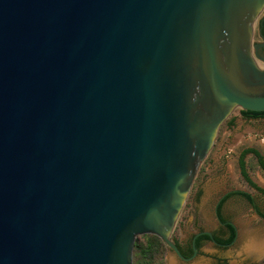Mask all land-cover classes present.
<instances>
[{"label":"water","instance_id":"obj_1","mask_svg":"<svg viewBox=\"0 0 264 264\" xmlns=\"http://www.w3.org/2000/svg\"><path fill=\"white\" fill-rule=\"evenodd\" d=\"M235 110L264 112V0H0V264L182 259Z\"/></svg>","mask_w":264,"mask_h":264},{"label":"rangeland","instance_id":"obj_2","mask_svg":"<svg viewBox=\"0 0 264 264\" xmlns=\"http://www.w3.org/2000/svg\"><path fill=\"white\" fill-rule=\"evenodd\" d=\"M230 118H234L232 127L227 126ZM241 148H255L264 158V119H245L239 114V110H235L220 127L215 144L200 167L204 168L200 174L201 180L196 184V177L194 181L171 235L172 240L191 234L192 227L210 230L216 228L214 212L221 201L222 216L231 220L238 229L237 242L231 248L240 246L250 235L264 239V219L258 215L261 213L264 216V169L257 161H251L248 155L244 158V170L241 172ZM199 173L200 170L197 176ZM203 250L209 253L219 249L205 247ZM167 262L175 264L173 255L168 254V250L165 264ZM198 262L209 261L201 257Z\"/></svg>","mask_w":264,"mask_h":264},{"label":"flooded vegetation","instance_id":"obj_3","mask_svg":"<svg viewBox=\"0 0 264 264\" xmlns=\"http://www.w3.org/2000/svg\"><path fill=\"white\" fill-rule=\"evenodd\" d=\"M222 204V201L219 202L217 204V207L215 208L214 213L217 222L216 228L210 230L201 227L193 229L192 227L191 234L184 233L185 235H182V239L176 241L172 240L182 256L181 259L177 255H175L173 251H168V254L170 253L173 255L175 264H211V261H209V259L205 255L206 252L203 250V248L212 247L219 250H227L237 242L239 236L238 229L231 220H227L222 216ZM232 231L234 233L233 240L230 243L221 242L227 241L230 238ZM204 233H210L213 239H210ZM194 238L195 241L193 243ZM213 240H215L218 244H214ZM201 257H204L209 262L199 263L198 261ZM212 261H214V264H227V261L219 256L212 257ZM167 264H169V262H167ZM249 264H264V257L255 260L254 262H249Z\"/></svg>","mask_w":264,"mask_h":264},{"label":"trees","instance_id":"obj_4","mask_svg":"<svg viewBox=\"0 0 264 264\" xmlns=\"http://www.w3.org/2000/svg\"><path fill=\"white\" fill-rule=\"evenodd\" d=\"M239 114L245 119H264V112L261 115H248L243 114L239 111ZM234 125V118H230L227 122L228 127H232ZM250 156L251 161H257L261 167L264 169V158L260 154V152L255 148H241L240 157H239V168L241 172H243L244 168V158L246 156ZM204 171V168L200 169V173L197 176L196 184L201 180V173ZM264 193V191H262ZM244 198L251 201L249 197L244 194H241ZM221 205V204H220ZM219 205V206H220ZM261 217L264 216L259 213ZM234 238V233L232 231L230 238L227 241H221L225 243H230ZM167 247L165 244L154 235H144L140 236L133 248V264H165V255H166Z\"/></svg>","mask_w":264,"mask_h":264},{"label":"clouds","instance_id":"obj_5","mask_svg":"<svg viewBox=\"0 0 264 264\" xmlns=\"http://www.w3.org/2000/svg\"><path fill=\"white\" fill-rule=\"evenodd\" d=\"M211 264H214L212 257L220 256L227 261V264H249L264 257V239L250 235L240 246L229 248L224 252L205 253Z\"/></svg>","mask_w":264,"mask_h":264}]
</instances>
